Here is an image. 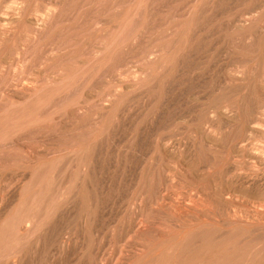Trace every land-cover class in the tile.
Masks as SVG:
<instances>
[{
  "label": "rangeland",
  "instance_id": "rangeland-1",
  "mask_svg": "<svg viewBox=\"0 0 264 264\" xmlns=\"http://www.w3.org/2000/svg\"><path fill=\"white\" fill-rule=\"evenodd\" d=\"M262 120L264 0H0V264H264Z\"/></svg>",
  "mask_w": 264,
  "mask_h": 264
},
{
  "label": "bare ground",
  "instance_id": "bare-ground-1",
  "mask_svg": "<svg viewBox=\"0 0 264 264\" xmlns=\"http://www.w3.org/2000/svg\"><path fill=\"white\" fill-rule=\"evenodd\" d=\"M242 78V77H241ZM257 107V106H256ZM254 109V108H253ZM258 109V108H257ZM229 110V109H228ZM232 112V111H231ZM263 112V111H262ZM261 112V113H262ZM228 113V112H227ZM252 113H254V112H252ZM260 115H262V114H260ZM252 116V115H251ZM259 117V116H258ZM260 117H262V116H260ZM236 120V119H235ZM212 121V120H211ZM252 121V120H251ZM250 121V122H251ZM256 121V120H255ZM258 121H261L260 119L258 120ZM263 121V120H262ZM246 122H249V121H246ZM264 122V121H263ZM252 123V122H251ZM259 123V122H258ZM258 123H256V124H258ZM244 124V123H243ZM212 125H214V124H212ZM216 125V124H215ZM246 125H249V124H246ZM263 125V124H262ZM253 126V125H252ZM225 128V127H224ZM244 128V127H243ZM259 128V127H258ZM261 128V127H260ZM247 129H249V128H247ZM246 129V130H247ZM250 129H251V127H250ZM254 129V128H253ZM263 129H264V127H263ZM211 130V129H210ZM252 130V129H251ZM249 131V130H248ZM253 131V130H252ZM253 132H255V131H253ZM252 132V133H253ZM213 135V134H212ZM263 140V139H262ZM233 143V142H232ZM237 144H238V142H237ZM242 144H245L244 142L242 143ZM245 146V145H244ZM258 147V146H257ZM242 148V147H241ZM232 149V148H231ZM254 149V148H253ZM255 149H257V148H255ZM263 149V148H262ZM262 149H261V151H262ZM240 150V149H239ZM258 150H259V148H258ZM241 151V150H240ZM249 151V150H248ZM247 151V152H248ZM251 151V150H250ZM256 152H257V150H255ZM264 151V150H263ZM258 152H260V150L258 151ZM236 153V152H235ZM252 153H254L253 151H252ZM261 153V152H260ZM260 153L258 154V155H260ZM254 155V154H253ZM257 155V154H256ZM261 155H262V153H261ZM236 156V155H235ZM251 156V155H250ZM252 157H254V156H252ZM212 158V157H211ZM256 158V157H255ZM255 158H253V160L255 159ZM261 159V158H260ZM247 160V159H246ZM242 164V163H241ZM255 166V165H254ZM235 169V168H234ZM233 169V170H234ZM248 175V174H247ZM229 195V194H228ZM197 196V195H196ZM200 196H201V194H200ZM193 197V196H192ZM210 197V196H209ZM194 198V197H193ZM199 199V198H198ZM196 200V199H195ZM193 201V200H192ZM199 201V200H198ZM201 201V200H200ZM231 201H232V199H231ZM188 203V202H187ZM198 203V202H197ZM258 203V202H257ZM189 205V204H188ZM191 205V204H190ZM194 205H196V204H194ZM260 205V204H259ZM187 208V207H186ZM258 208V207H257ZM174 209V208H173ZM180 209V208H179ZM193 209H195V208H193ZM185 210V209H184ZM250 210V209H249ZM189 211V210H188ZM194 211V210H193ZM251 211V210H250ZM184 213H186V212H184ZM187 215V214H186ZM264 216V215H263ZM182 217V216H181ZM239 218V217H238ZM234 219V218H233ZM216 220V219H215ZM264 220V219H263ZM197 221V220H196ZM208 221V220H207ZM256 221V220H255ZM260 226V225H259ZM189 230V229H188ZM131 237V236H130ZM129 237V238H130ZM128 238V239H129Z\"/></svg>",
  "mask_w": 264,
  "mask_h": 264
}]
</instances>
